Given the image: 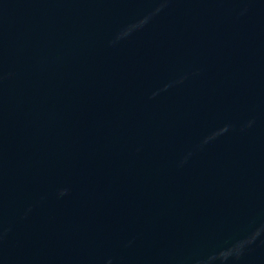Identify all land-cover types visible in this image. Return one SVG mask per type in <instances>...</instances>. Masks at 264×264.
<instances>
[{
  "label": "water",
  "instance_id": "water-1",
  "mask_svg": "<svg viewBox=\"0 0 264 264\" xmlns=\"http://www.w3.org/2000/svg\"><path fill=\"white\" fill-rule=\"evenodd\" d=\"M0 264H264V0H0Z\"/></svg>",
  "mask_w": 264,
  "mask_h": 264
}]
</instances>
